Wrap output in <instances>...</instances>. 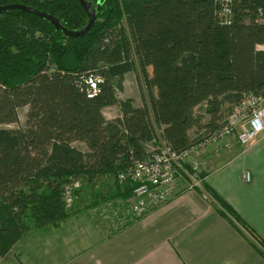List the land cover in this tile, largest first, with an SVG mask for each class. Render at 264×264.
<instances>
[{"label": "trees", "instance_id": "16d2710c", "mask_svg": "<svg viewBox=\"0 0 264 264\" xmlns=\"http://www.w3.org/2000/svg\"><path fill=\"white\" fill-rule=\"evenodd\" d=\"M87 1L97 21L82 37L23 11L0 14V257L32 230L74 214L78 206L65 201L73 181L90 190L93 206L130 195L117 177L150 147L165 142L180 153L197 141L193 130L219 129L244 94L264 95V50L257 49L264 0H235L229 26L219 22L217 0ZM11 3L51 14L69 30L88 24L79 0H0ZM129 73L141 83L140 106L118 98ZM91 74L103 78L92 97ZM112 106L121 114L109 121L104 110ZM24 108V125L10 128ZM203 187L264 248L233 207Z\"/></svg>", "mask_w": 264, "mask_h": 264}, {"label": "crops", "instance_id": "0c3cea01", "mask_svg": "<svg viewBox=\"0 0 264 264\" xmlns=\"http://www.w3.org/2000/svg\"><path fill=\"white\" fill-rule=\"evenodd\" d=\"M257 49L264 50V45ZM216 154L202 156L203 168H207L204 183L264 241V133L249 148L232 140L229 147ZM247 172L251 181L245 179ZM181 185L167 203L126 228L111 233L104 226L109 235L101 237L98 232L105 231L92 227L99 236L95 244L72 252L62 264H264V248L258 241L222 215L213 199L206 200ZM77 222L75 233L67 229L70 218L30 234L39 233L43 251L53 247L60 233L66 238L65 246L69 238L84 235ZM58 241L63 242L61 238ZM41 258L37 264H41Z\"/></svg>", "mask_w": 264, "mask_h": 264}, {"label": "built area", "instance_id": "2783aa9c", "mask_svg": "<svg viewBox=\"0 0 264 264\" xmlns=\"http://www.w3.org/2000/svg\"><path fill=\"white\" fill-rule=\"evenodd\" d=\"M217 2L220 24L232 25L235 0ZM259 12L262 14L261 9ZM102 81L103 78L97 74L88 76L91 97L99 92V84ZM220 126L217 130L205 134L202 132L200 136L193 137L197 139L195 144L180 153L172 150L165 142L158 147H150L146 159L134 160L132 166L117 177L123 188H131L130 195L106 200L92 209L91 217L94 214L96 220L103 219L119 231L167 203L181 184H185L188 191L200 193L206 200L213 199L203 187L204 177L201 176L203 164L200 158L203 155L221 152L223 148L231 145L233 139L244 148L251 147L264 133V95L244 94L242 100L233 106ZM245 179L251 181L250 172L246 173ZM81 186V180H75L66 187L65 201L68 207L75 202L77 198L75 192Z\"/></svg>", "mask_w": 264, "mask_h": 264}, {"label": "rangeland", "instance_id": "374dc122", "mask_svg": "<svg viewBox=\"0 0 264 264\" xmlns=\"http://www.w3.org/2000/svg\"><path fill=\"white\" fill-rule=\"evenodd\" d=\"M30 7V6H29ZM37 10V9H36ZM142 89L140 82L136 76L135 73H130L128 76H126L125 82H124V91L119 92L118 98L120 101H124L127 99H132L134 102V105L140 106L142 104ZM205 106L202 105L200 108H198L197 113L204 115ZM28 108H24L20 110V122L19 124L11 125L10 128H19L24 125L26 121V114H27ZM104 115L106 119L110 120V118L116 119L117 116L120 115V110L118 106H112L109 108H106L104 110ZM113 119V120H114ZM209 116H205L203 119L204 124L209 123ZM202 134L199 130H193L191 132V137L200 136ZM234 140V139H233ZM219 152L218 154H220ZM216 154V155H218ZM204 157L200 158V161L202 164L204 163L203 160ZM206 166V164H205ZM204 164L202 165V172L206 171L207 168H203ZM82 183V182H81ZM184 185V184H183ZM181 185L180 188H185V186ZM82 187V186H81ZM80 188L79 190H81ZM80 191L75 195L77 196L74 206H78V209L74 212V214L70 217L72 219V223L69 224L68 228L69 231L72 233H75V221H78L77 223L82 226V229L84 231V235L82 237L75 236L68 239L65 246L63 244L65 243L66 238L64 237L63 233H60L58 236V239L61 238L63 242L57 241L53 244V247L50 249H47L43 251L44 249L41 248L43 245L42 242H38L37 234H26L18 244L12 249V252L10 255H8L5 259L3 257L0 261V264H37L38 260L41 258V264L45 262V264H62L65 259H67L72 252V254L84 251L88 248L89 245H94L96 240L99 236L97 235V232L94 228L97 227V229H103L105 233L98 232L101 237L109 235V233L106 232V227H108V230L113 233L115 232V228L112 224H107L106 226L103 219H101V222L99 223V219L96 220V216L93 214L91 217L92 209H94L96 206H93V200L91 199L90 190L83 188L81 190V194H79ZM82 202H81V197ZM93 206V207H92ZM69 218V219H70ZM100 224V225H99ZM99 225V226H98ZM103 225V226H102ZM104 226L106 229H104ZM94 227V228H92ZM36 229L32 230L34 232ZM243 230H245L243 228ZM94 231V232H93ZM246 232V231H245ZM247 233V232H246ZM250 236V235H249ZM72 240V241H71ZM45 245H48L45 243ZM63 246V247H62ZM50 253L54 254V257L50 258L48 255L44 254Z\"/></svg>", "mask_w": 264, "mask_h": 264}, {"label": "water", "instance_id": "95a60500", "mask_svg": "<svg viewBox=\"0 0 264 264\" xmlns=\"http://www.w3.org/2000/svg\"><path fill=\"white\" fill-rule=\"evenodd\" d=\"M79 2L83 7V9L85 10L86 14L88 15V24L85 28L75 31L65 28L57 17L23 4H12V5L1 6L0 14L15 10L23 11L32 14L34 16H37L39 18H42L48 22H51L57 30H61L64 33V35L68 37H82L87 35L95 25L97 21L98 9L94 8L93 5L89 3L87 0H79Z\"/></svg>", "mask_w": 264, "mask_h": 264}, {"label": "flooded vegetation", "instance_id": "af4514ba", "mask_svg": "<svg viewBox=\"0 0 264 264\" xmlns=\"http://www.w3.org/2000/svg\"><path fill=\"white\" fill-rule=\"evenodd\" d=\"M12 4H13V3H11V4H2V5H0V7H1V6H6V5H12Z\"/></svg>", "mask_w": 264, "mask_h": 264}]
</instances>
